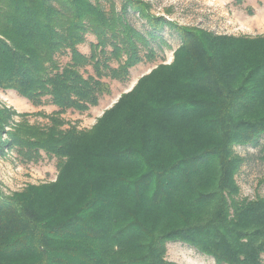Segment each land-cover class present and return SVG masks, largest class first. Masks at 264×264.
<instances>
[{"label": "trees", "instance_id": "obj_1", "mask_svg": "<svg viewBox=\"0 0 264 264\" xmlns=\"http://www.w3.org/2000/svg\"><path fill=\"white\" fill-rule=\"evenodd\" d=\"M99 2L0 0V91L33 106L47 98L57 115L82 112L110 94L102 79L125 82L140 46L152 60L149 36L126 18L144 4L105 12ZM174 29L172 62L90 130L22 122L6 132L13 113L0 108V147L24 162L43 151L59 172L53 184L0 193V264H167V243L215 264H264V198H239L245 158L235 153L260 147L264 162V37ZM87 35L96 41L88 56L78 50Z\"/></svg>", "mask_w": 264, "mask_h": 264}, {"label": "rangeland", "instance_id": "obj_2", "mask_svg": "<svg viewBox=\"0 0 264 264\" xmlns=\"http://www.w3.org/2000/svg\"><path fill=\"white\" fill-rule=\"evenodd\" d=\"M93 3L95 0H91ZM143 6L138 12L128 10L127 21L143 36H149L150 48L153 52L152 60L147 57V49L140 46L141 62L130 69L125 82L112 81L108 78L102 82L109 85L110 94L99 98L96 107L78 112L67 110L57 115V107L50 104L49 99H43V104L33 106L12 91H0V108L9 109L13 114L6 127V132L13 131L16 124L22 122L29 126L47 130L53 125L61 129L74 127L77 130H90L103 112L118 100L124 93L129 92L137 81L149 74L158 65H169L173 60L174 51L180 45L179 34L174 26L211 36L255 39L264 37V0H134ZM105 12L110 11V5L119 12L124 0H100ZM146 16L163 19L160 24H151ZM164 24V25H163ZM154 39H152L151 37ZM95 39L87 35L86 42L78 47L85 55L90 54V44ZM57 60L63 66L68 56L59 55ZM116 68L115 62L110 64ZM84 76L93 74L87 66L81 70ZM57 122L64 125L58 126ZM3 142L7 137L3 136ZM258 148L236 147L235 153L245 162L236 177L240 188V199L254 200L264 198V162L262 152ZM0 193L10 196L22 192L29 186L53 184L58 177L57 161L55 157L39 152V159L24 162L14 150L1 146L0 152ZM264 261V255L262 256ZM165 261L167 264H215L213 259L198 254L192 248L181 243H167Z\"/></svg>", "mask_w": 264, "mask_h": 264}]
</instances>
